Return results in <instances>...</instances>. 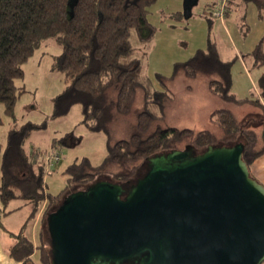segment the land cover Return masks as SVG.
<instances>
[{
    "label": "trees",
    "instance_id": "trees-1",
    "mask_svg": "<svg viewBox=\"0 0 264 264\" xmlns=\"http://www.w3.org/2000/svg\"><path fill=\"white\" fill-rule=\"evenodd\" d=\"M239 2L253 3L260 17L264 16V0H229L225 16L230 6ZM155 3L156 0H77L70 14L69 0H0V103L5 104L6 112L15 117L14 107L24 91L16 80L24 75V63L44 40L54 38L62 51L54 57L53 68L64 74L67 86L54 98L53 115H65L80 103L82 123L106 135L108 150L100 164L94 165L88 157L70 164L64 172L65 188L52 193L47 190L45 158L41 159L38 151L28 153L25 149L26 139L34 130L45 128L46 122L28 121L12 128L2 154L0 223L11 212L7 205L13 199H24L32 206L29 218L42 211L44 222L73 188L101 178L121 183L134 180L148 157L186 143L203 150L210 144L243 142V159L250 171L254 161L264 155V118L262 133L255 129L260 125L239 122L228 107L214 109L209 117L219 128V135L214 129L166 123L167 109L176 98L169 82L180 73L188 78L205 76L210 91L226 102L264 105L258 98H240L232 92L234 60L224 61L210 40L206 50L198 49L188 60L176 62L171 75L156 73L159 87L144 76L142 58L137 56L132 40L136 36L147 43L154 37L157 27L149 15ZM211 5L218 7L217 3ZM263 43L264 35L252 52L255 66H264ZM261 85L264 87V74ZM139 90L142 104L136 106ZM71 138L67 134L62 140L66 145L78 143V138ZM251 175L256 178L252 172ZM22 232L15 234L17 241L10 249L11 256L23 264H38L37 255L41 264H52L44 228H40L38 243Z\"/></svg>",
    "mask_w": 264,
    "mask_h": 264
},
{
    "label": "water",
    "instance_id": "water-1",
    "mask_svg": "<svg viewBox=\"0 0 264 264\" xmlns=\"http://www.w3.org/2000/svg\"><path fill=\"white\" fill-rule=\"evenodd\" d=\"M199 1L185 0L186 18ZM244 147L187 144L148 157L136 182L69 192L47 218L52 264H262L264 184Z\"/></svg>",
    "mask_w": 264,
    "mask_h": 264
},
{
    "label": "rangeland",
    "instance_id": "rangeland-1",
    "mask_svg": "<svg viewBox=\"0 0 264 264\" xmlns=\"http://www.w3.org/2000/svg\"><path fill=\"white\" fill-rule=\"evenodd\" d=\"M184 2L185 0H156L149 15L151 23L157 27L154 37L147 43H142L136 36L133 38L136 54L142 58L143 75L154 82L156 73L171 75L176 62L188 60L198 49L206 50L210 40L216 44L224 61L234 60L232 92L240 98L264 100V87L261 85L264 66H255L252 56V52L264 35V16L260 17L257 7L253 3H234L230 6L228 15L221 19L215 17L216 6H210V4H218L219 0H200L193 7L192 17L186 19L185 15H178L184 13ZM206 7L208 9L205 14ZM210 11H213L212 14L209 13ZM208 16L212 18V23ZM61 51L62 48L56 40L48 38L24 63V75L16 80L18 86L24 87V91L14 107L15 117L6 112L5 104L0 103V143L3 145V149H0L1 156L12 128L20 127L28 121L37 124L46 122L45 128L34 130L26 139L25 149L28 153L38 151L37 154L41 159L45 158L48 169L45 178L47 190L53 193H59L65 188L67 177L64 172L70 164L88 157L94 165H97L102 163L108 152L106 135L103 132L92 131L82 123L80 103L73 105L65 115H53L54 98L67 86L64 74L53 68L54 57ZM170 89L177 96V102L170 104V112L166 117L167 124L214 129L219 135L220 130L211 123L207 109L227 106L232 108L239 122L260 125L258 130H263L264 108L262 111L259 106H246L245 104L249 102L227 103L210 91L205 76L188 78L180 75L170 85ZM141 104L142 92L139 90L136 106ZM247 109L257 111L248 113ZM67 134L72 136L71 141L73 138H78V143L66 145L62 139ZM56 153L61 159L53 164L50 158ZM145 172L146 166L139 171L132 182H136ZM82 188L84 186L73 188L72 191ZM25 202L26 200L21 198L13 199L7 205V209L22 204L26 205L29 213L32 206ZM21 212L23 211L13 213L12 220L16 222ZM4 217L1 221L5 225ZM33 221L34 218L28 217L20 232L30 233L27 231V226ZM46 221H41V226L44 228L45 239L51 247Z\"/></svg>",
    "mask_w": 264,
    "mask_h": 264
},
{
    "label": "crops",
    "instance_id": "crops-1",
    "mask_svg": "<svg viewBox=\"0 0 264 264\" xmlns=\"http://www.w3.org/2000/svg\"><path fill=\"white\" fill-rule=\"evenodd\" d=\"M218 5V4H217ZM258 11V10H257ZM259 13V12H258ZM193 15V13H192ZM192 15L190 17H192ZM189 17V18H190ZM187 19V18H186ZM245 58V57H244ZM180 75H185L183 73H180L179 75H177L170 83L169 86L173 83V81ZM186 76V75H185ZM158 85V84H157ZM159 87V85H158ZM188 88L190 86H187ZM176 96V95H175ZM260 100H262L261 98H258ZM177 102V96L175 98L174 101L171 102V104H176ZM228 103V102H227ZM233 104V103H232ZM246 106H252V107H256L258 105L254 104V103H249V104H245ZM227 107V106H224ZM260 107V106H259ZM230 108V107H228ZM170 106L167 109L166 112V117L170 112ZM232 109V108H231ZM260 109L263 111L262 107H260ZM214 110V109H213ZM211 109H207V115L208 117H210L211 112L213 111ZM248 113L250 112H255L257 110H251V109H247L246 110ZM260 112V110H259ZM260 126L256 127V131H258L259 133H262L263 130L259 131L258 128ZM263 127V126H262ZM194 128V127H191ZM197 129V128H196ZM2 145V143H0ZM1 150L3 149V145L0 148ZM0 150V152H1ZM2 153V152H1ZM0 153V184L2 182V169H1V160H2V156ZM251 172L252 174L260 181L264 184V155H262L261 157H259L258 159H256L254 161V163L251 166ZM53 193V192H52ZM26 204V202H25ZM29 204V203H28ZM30 205V204H29ZM23 207V208H22ZM25 209V210H24ZM7 210H11V212L7 215H4V224L0 223V264H23L21 261L15 259L14 257L11 256L10 253V249L11 247L16 243L17 238L15 236L16 233H19L24 222L27 220V218L30 216L31 214V210L28 213V210H26V205H22V204H18L15 205L14 207L7 209ZM17 211H23L21 212V214L18 215V219L17 221H13L12 220V215L13 213H17ZM28 213V214H27ZM42 211L38 212V214L34 217V221L32 222V224L30 225L28 223L27 226V231H29L30 233L26 234L28 237H30L35 243H38L39 241V231L41 228V221H42ZM35 261L38 264H41L39 262V259H37V255L35 257Z\"/></svg>",
    "mask_w": 264,
    "mask_h": 264
},
{
    "label": "built area",
    "instance_id": "built-area-1",
    "mask_svg": "<svg viewBox=\"0 0 264 264\" xmlns=\"http://www.w3.org/2000/svg\"><path fill=\"white\" fill-rule=\"evenodd\" d=\"M228 1L229 0H220L219 1L218 7H217V9L215 11V17L217 16V17H219L221 19L224 18V16H225V10H226ZM263 101L264 100L262 99V103L264 105V102ZM50 159H51L52 163L55 164V163H58L60 161L61 156L58 153H56V154L52 155Z\"/></svg>",
    "mask_w": 264,
    "mask_h": 264
},
{
    "label": "flooded vegetation",
    "instance_id": "flooded-vegetation-1",
    "mask_svg": "<svg viewBox=\"0 0 264 264\" xmlns=\"http://www.w3.org/2000/svg\"><path fill=\"white\" fill-rule=\"evenodd\" d=\"M129 184L131 185V183H129ZM125 264H138V261H136V260L129 261V262L125 263Z\"/></svg>",
    "mask_w": 264,
    "mask_h": 264
}]
</instances>
